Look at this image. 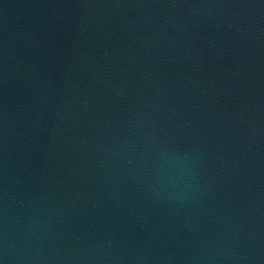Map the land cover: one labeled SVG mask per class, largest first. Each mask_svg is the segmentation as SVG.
Here are the masks:
<instances>
[{
  "label": "water",
  "instance_id": "water-1",
  "mask_svg": "<svg viewBox=\"0 0 264 264\" xmlns=\"http://www.w3.org/2000/svg\"><path fill=\"white\" fill-rule=\"evenodd\" d=\"M0 264H264V0H0Z\"/></svg>",
  "mask_w": 264,
  "mask_h": 264
}]
</instances>
